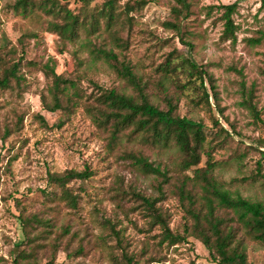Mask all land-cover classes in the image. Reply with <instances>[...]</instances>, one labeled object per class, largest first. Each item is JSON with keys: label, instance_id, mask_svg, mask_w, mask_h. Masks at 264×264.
Instances as JSON below:
<instances>
[{"label": "rangeland", "instance_id": "374dc122", "mask_svg": "<svg viewBox=\"0 0 264 264\" xmlns=\"http://www.w3.org/2000/svg\"><path fill=\"white\" fill-rule=\"evenodd\" d=\"M14 1L0 0V40L5 37L20 52L23 48L26 61L35 65L23 68L25 83L22 95H8L0 100V264H13L19 246L23 248L24 234L19 215L22 208L29 212L43 209L45 195L42 190L48 186V171L82 170L85 165L94 172L88 181L91 196L83 200L80 211L75 214L63 205L65 208L61 210L60 221L71 224L72 231L78 233L72 247L86 236L91 242L85 241L83 257L69 259L64 249L65 241L64 248L57 254L56 264H116L110 249L91 238L103 234L98 222H103L105 217L116 219L117 214L121 221L119 227L125 230L130 243L129 251L137 256L138 264H217L202 242L194 237L189 238L188 243L154 247L145 255V241L148 239L144 233L145 220L139 212H131L125 218L112 200V189L122 180L126 189L140 180V188L148 189L149 194L155 193L152 178L139 177L131 166L132 162L123 157L126 152H135L167 165L173 151L145 145L131 138L130 130L112 145L110 134L99 129L84 110L71 119L62 118L61 112H48L43 105L42 93L47 89V74L51 69L57 73L82 76V86L88 93L94 91L88 82L90 79L119 90L125 88V82L117 78L106 63L94 59L79 41L64 45L57 34L47 30V19L43 15L26 18L16 14L11 7ZM106 1L70 0V7L79 12L93 13ZM117 1L120 24L114 32L119 35V43L115 46L110 40L106 42L104 36L93 37V42L100 47L114 48L120 59L130 63L134 71L147 81L159 79L156 68L172 55L181 54V57L206 65L216 79L220 105L224 108V116L218 111L214 114L220 124L232 133V137L214 152L215 158L225 161L235 153H246L242 164L232 162L220 173L227 181L233 178L240 180L239 188L244 195L262 197L264 163L263 178L243 181V177L256 173V161L261 156L256 148L264 151V39L254 45L246 40L259 37L260 31H264L262 0H186L191 5V12L183 23L184 40L175 30L165 27L166 22L176 21L172 8L179 6L177 0H142L143 5L138 4L140 0ZM236 1H239L238 11L234 14L239 25L238 42L232 45L221 39L223 23L218 20L220 13L209 15L208 6ZM127 6L136 10L128 14ZM130 18L133 26L128 24ZM32 33L37 37L27 36L23 47L20 39ZM117 45L127 46V49L122 51ZM174 76L175 81L187 83L182 69ZM168 87L173 93L174 86L168 83ZM189 87H183L184 94L175 103V114L201 120L206 132L215 134L219 128L213 123L212 113L190 101L189 97L194 93ZM242 95H253V103L259 109L262 121H257L251 108L243 104ZM161 107L166 108L164 103ZM38 115L43 116L47 124ZM18 116L23 117L20 130L12 127ZM6 128L14 130L6 135ZM205 163L206 157L201 166ZM161 204L171 212L172 226L182 225L183 213L178 200L169 198ZM110 244L114 245L115 241ZM119 253L116 249L115 254ZM154 259L159 261H152ZM248 260L250 264H264V247L250 244ZM46 261L42 257L41 263Z\"/></svg>", "mask_w": 264, "mask_h": 264}, {"label": "trees", "instance_id": "16d2710c", "mask_svg": "<svg viewBox=\"0 0 264 264\" xmlns=\"http://www.w3.org/2000/svg\"><path fill=\"white\" fill-rule=\"evenodd\" d=\"M177 1L179 6L172 8L176 21L166 22L165 27L175 30L184 40L183 23L189 18L191 5L186 0ZM138 4L143 5V1L140 0ZM238 6L239 1L208 6L209 15L220 13L218 20L223 23L221 39L232 45L238 42L239 25L234 18ZM11 7L16 14L26 18L43 15L47 19V30L57 34L64 45L79 41L94 59L106 63L117 78L125 82V88L119 90L90 79L88 82L94 91L88 93L82 86V76L57 73L51 69L47 74V89L42 93L43 105L48 112H61L62 118L71 119L84 110L99 129L110 134L112 145L130 130V137L145 145L173 151L171 162L167 165L153 162L144 154L135 152H126L123 157L132 162L131 166L139 177L152 178L155 193L149 194L148 189L140 188V180L135 182V186L128 185V189L124 188L122 180L112 189V200L125 218L131 212L142 214L144 233L148 238L145 241V255L154 247L176 246L188 243L189 238L194 237L202 242L217 264H250V244L264 247V195L246 196L239 188L240 180L233 178L227 181L220 173L232 162L242 164L246 153H235L225 161L215 158L214 152L232 137V133L220 124L214 114V111H218L224 116V108L220 105L216 79L207 66L176 54L156 68L158 80L147 81L134 71L130 63L120 59V54L114 48L96 45L93 37L104 36L106 42L110 40L115 46L119 43V35L114 32L120 24L117 0H107L93 13L79 12L70 7V0H15ZM126 8L128 14L136 10L135 7ZM132 20L128 19V24L133 26ZM260 33L259 37L246 40L252 45L261 43L264 31ZM27 36L37 37V34L22 37L20 43L23 47ZM117 46L122 51L127 49V46ZM31 65L35 64L26 61L23 48L20 52L5 37L0 40V100L8 95H22L25 83L22 71ZM180 69L186 75L185 84L175 81L174 75ZM168 83L174 86L173 93ZM185 85L190 86V91L194 93L189 97L190 101L200 108L206 107L212 113L213 123L219 128L215 134H208L201 120L175 114V103L184 94ZM243 90L246 94L245 87ZM242 96L243 104L251 108L255 119L262 121L261 113L253 103V95ZM163 103L165 109L161 107ZM38 118L47 124L43 116L38 115ZM22 123L23 117L18 116L12 127L20 130ZM5 130L4 134L8 135L14 129ZM2 137L5 138V135ZM256 150L261 154L256 161V173L243 177V181L263 178L264 151L259 147ZM204 157L206 163L201 166ZM93 174L88 165L82 170L48 171V186L42 190L45 195L43 209L29 212L22 208L19 215L24 241L13 264H56L57 254L64 248L65 241L64 249L69 259L85 255V241L90 239L89 236L83 237L78 245L72 247L78 233L72 231L71 224L60 221V214L65 207L73 214L80 211L83 200L91 196L88 181ZM169 198L178 200L183 213V223L179 227L172 226V214L161 204ZM103 220L98 222L103 234L91 239H97L101 246L110 249L116 264H138L137 256L129 251L130 243L125 230L119 227L121 221L118 214L116 219L105 217ZM111 241H115V244H110ZM116 249L119 255L115 254ZM42 257L47 259L45 263H41Z\"/></svg>", "mask_w": 264, "mask_h": 264}]
</instances>
